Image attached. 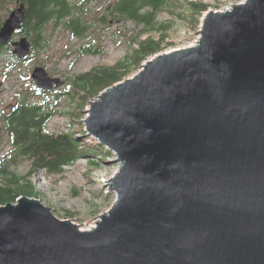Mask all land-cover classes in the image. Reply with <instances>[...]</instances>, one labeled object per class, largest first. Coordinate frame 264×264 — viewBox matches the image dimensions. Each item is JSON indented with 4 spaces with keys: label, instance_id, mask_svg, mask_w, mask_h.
<instances>
[{
    "label": "water",
    "instance_id": "95a60500",
    "mask_svg": "<svg viewBox=\"0 0 264 264\" xmlns=\"http://www.w3.org/2000/svg\"><path fill=\"white\" fill-rule=\"evenodd\" d=\"M26 15L19 4L0 28L19 61ZM32 80L65 84L42 67ZM89 106L86 133L120 164L114 206L88 232L35 198L0 206V264H264V0L208 11L195 46Z\"/></svg>",
    "mask_w": 264,
    "mask_h": 264
},
{
    "label": "trees",
    "instance_id": "16d2710c",
    "mask_svg": "<svg viewBox=\"0 0 264 264\" xmlns=\"http://www.w3.org/2000/svg\"><path fill=\"white\" fill-rule=\"evenodd\" d=\"M181 0H0V28L5 20L3 15L12 12L11 6L24 4L27 15L23 24L21 36L28 37L32 43V59L40 51L47 49L52 37L58 30L70 34L73 40L84 41L78 50L79 57L104 55V32H108L111 21L121 24L132 23L140 27V37L149 32L167 30L161 25L156 28L159 15L176 8ZM189 6H181L187 14L180 15L186 18L191 15L192 23L196 27L197 15L208 11V6L198 2H189ZM94 6L100 7L95 12ZM168 39L164 33L159 40L149 37L138 44H130V49L122 62L111 68H98L92 72L75 77L71 80V91L66 94L73 101H78V111L57 112L46 101L32 102L26 96H18L15 104L3 115L4 130L12 147L11 154L0 164V177L4 183L0 184V206L16 203L21 197L34 198L38 196L32 178L38 172L64 175L66 168L73 166L83 156L92 155L88 159L90 165H96V160L104 161L111 156V152L91 139L92 146L78 143L76 136L68 132L53 133L49 131V124L56 117L67 113L71 118H81L89 102L103 91L123 81L133 69H138L150 57L161 53ZM10 46H0V64L4 61L6 51ZM28 61V60H26ZM14 58L12 68L17 64L25 63ZM41 95L48 92L38 91ZM57 99V98H56ZM86 134V132L84 133ZM89 138V136H87ZM30 162L27 175L20 177L10 168L17 162Z\"/></svg>",
    "mask_w": 264,
    "mask_h": 264
},
{
    "label": "rangeland",
    "instance_id": "374dc122",
    "mask_svg": "<svg viewBox=\"0 0 264 264\" xmlns=\"http://www.w3.org/2000/svg\"><path fill=\"white\" fill-rule=\"evenodd\" d=\"M107 1L104 0V2ZM244 1L181 0L176 3V8H170L158 17L156 28L160 29V26L164 25L168 29L149 31L140 37L139 42L145 41L149 37L159 40L164 33H168V39L161 53L184 49L200 38L202 21L208 11L221 12ZM189 2H198L208 6L206 13L197 15L196 27L192 23L191 15H186V18L180 17V15L188 13L181 6H189ZM11 8L13 11L17 8V5L13 4ZM94 10L95 12L100 11V7L94 6ZM10 14L11 12H6L2 17V21ZM109 30L103 33L105 40L103 45L104 55L102 56L79 57L78 50L84 41L73 40L69 33L62 30L55 32L47 49L40 51L34 58L28 59L25 63L17 64L13 68L14 58H17L13 54V48L10 46L11 50L5 52L4 61L0 64V164L12 152L8 135L4 130L3 114L15 104L19 95L27 96L32 102L46 101L57 112H72L75 109L78 111L79 99L73 101L66 94L72 90L71 80L88 74L95 69L111 68L122 62L129 52L130 44L136 42L135 39H137L141 28L132 23L121 24L111 21ZM20 39L21 35H17L13 38V41L17 42ZM139 42L135 43V48H138ZM142 66L133 69L125 79L136 75L142 69ZM37 67L45 68L52 78L61 79L65 84L52 92H48L46 96L41 95L38 92L39 88L32 80L33 71ZM89 109L88 104L82 113L83 117L77 119L71 118L67 113L56 115L49 124V131L53 133H71L76 136L78 143L83 147L92 146L91 139L93 138L87 133L84 134L87 129L85 119L88 116L87 111ZM91 156H83L73 166L67 167L62 176L41 171L32 178L38 195L34 198L53 209L55 216L60 220L72 221L81 229L93 223L97 224L100 216L109 212L116 202V194L112 193L109 188L111 179L119 171H117L119 164L112 162L115 155L111 152V156L104 159V161L95 158L96 165L88 163ZM29 170L30 162L28 161L17 162L16 165L10 168V172L20 177L27 175ZM2 178L0 177V184L4 183Z\"/></svg>",
    "mask_w": 264,
    "mask_h": 264
},
{
    "label": "bare ground",
    "instance_id": "6f19581e",
    "mask_svg": "<svg viewBox=\"0 0 264 264\" xmlns=\"http://www.w3.org/2000/svg\"><path fill=\"white\" fill-rule=\"evenodd\" d=\"M120 169V164H119V168H117V171ZM96 227V223H93V224H91V225H89V226H87L86 228H80L81 229V231H83V232H88V231H92L94 228Z\"/></svg>",
    "mask_w": 264,
    "mask_h": 264
},
{
    "label": "built area",
    "instance_id": "2783aa9c",
    "mask_svg": "<svg viewBox=\"0 0 264 264\" xmlns=\"http://www.w3.org/2000/svg\"><path fill=\"white\" fill-rule=\"evenodd\" d=\"M196 43H197V41H195V43H194V44H191V45H190V46H188V47L195 46V45H196ZM188 47H185V48H188Z\"/></svg>",
    "mask_w": 264,
    "mask_h": 264
}]
</instances>
